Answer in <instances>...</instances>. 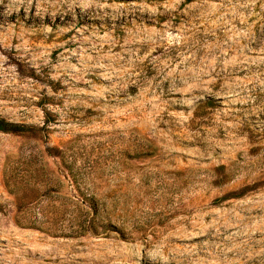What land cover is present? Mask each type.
I'll list each match as a JSON object with an SVG mask.
<instances>
[{"label": "rangeland", "instance_id": "rangeland-1", "mask_svg": "<svg viewBox=\"0 0 264 264\" xmlns=\"http://www.w3.org/2000/svg\"><path fill=\"white\" fill-rule=\"evenodd\" d=\"M0 118V264H264V0H0Z\"/></svg>", "mask_w": 264, "mask_h": 264}, {"label": "trees", "instance_id": "trees-1", "mask_svg": "<svg viewBox=\"0 0 264 264\" xmlns=\"http://www.w3.org/2000/svg\"><path fill=\"white\" fill-rule=\"evenodd\" d=\"M32 128L22 124L12 123L0 118V132L12 133V134H23L28 135L31 133ZM34 155H28V159L25 162L24 167L18 172V181L15 185V190L17 193L16 197V210L14 214V222L17 225L24 227H35L37 222H41L40 219L43 215H40V219L35 215L32 205L40 201L44 196L55 189L53 188L52 180L58 181L55 178L53 172L45 167L43 162L40 161L39 166L35 164L33 160ZM34 165V166H33ZM36 166V167H35ZM7 183V181H6ZM39 184H41L39 186ZM12 188V189H14ZM21 191V194L19 192ZM71 200V199H70ZM82 202L87 203L88 211L92 215H96V204L92 197H81ZM77 204V202H75ZM65 209V208H64ZM64 211L55 212L53 218L57 215L64 216ZM78 227L83 230L90 228V222L85 223L82 219L78 223Z\"/></svg>", "mask_w": 264, "mask_h": 264}]
</instances>
